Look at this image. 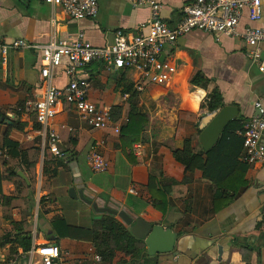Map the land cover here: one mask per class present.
I'll return each mask as SVG.
<instances>
[{
    "label": "crops",
    "instance_id": "obj_1",
    "mask_svg": "<svg viewBox=\"0 0 264 264\" xmlns=\"http://www.w3.org/2000/svg\"><path fill=\"white\" fill-rule=\"evenodd\" d=\"M191 1L160 0L162 20L171 27L177 25L182 19V7ZM98 4L96 17L75 20L60 8L53 12L43 0H0V41L23 38L45 44L51 35L67 39L83 31L93 45H111L116 31L135 33L151 17L149 8L134 7L130 0H98ZM261 13L257 24L264 26V0H261ZM52 18L55 24L51 23ZM252 24L245 10L236 34L217 35L195 29L168 48L167 55L177 65L171 79L146 84L142 91H137L138 104L147 114L148 139L125 150L121 147L120 133H114L112 128L91 129L73 107L57 105L51 127L65 156L58 158L63 165L54 176L44 173V164L47 162L53 168L51 162L55 157L39 146V125L25 107L27 101L40 97L44 91L40 50L10 49L6 62L0 53V147L7 138L18 142L27 152L25 159L7 158L6 167L16 169L18 175L21 172L27 187L19 196L14 181L3 180L4 195L15 198L9 211L4 205L10 202L6 204L0 199V235L14 230L11 219L19 221L31 232V250L46 242L60 248L61 257L53 264H99L91 242L57 238L53 234L51 220L55 216H63L74 225L94 224L97 213L92 206L79 197L69 196V188L74 187L99 206L124 210L134 220L142 218L164 231L171 230L174 235L171 252L157 253L152 246L153 253H149L145 239L148 256L131 264H264V165L240 161L242 147L239 148L236 136L221 143L218 139L207 150L200 139L201 125L209 120L211 113L202 103L213 87L219 89L224 105L238 108L243 125L258 114L255 101L264 105V70H260V61L248 56L252 47L243 37L244 29ZM259 49L264 59V44ZM197 71L211 79L207 89L191 86L190 80ZM121 72H126L127 78L135 83L133 71L108 69L100 62L90 63L80 75L91 83L88 98L100 108L121 105V119H124L130 108V94H122L117 87ZM67 82L68 76L58 68L51 83L62 87ZM19 103H24L21 115L16 112ZM14 120L23 123L22 130L14 126ZM119 122L112 121V125ZM185 139H191L194 151H204L205 173L201 169L186 172L184 165L176 160L173 151L183 148ZM99 140L103 141L101 151L109 161V168L93 173L87 155ZM215 146L217 149L207 157L205 153ZM30 163L37 168L35 185L43 184L37 197H46L35 211L24 200L30 198L34 185L27 168ZM151 177L156 185H167L170 179L176 181L167 195L165 211L156 209L151 202L147 189ZM131 187H136L138 194L131 193ZM217 190L233 199L215 211ZM31 250L21 262L9 254L8 246L0 248V264H41L40 257L31 254ZM121 256L118 254L115 261Z\"/></svg>",
    "mask_w": 264,
    "mask_h": 264
},
{
    "label": "built area",
    "instance_id": "obj_2",
    "mask_svg": "<svg viewBox=\"0 0 264 264\" xmlns=\"http://www.w3.org/2000/svg\"><path fill=\"white\" fill-rule=\"evenodd\" d=\"M54 9L60 8L70 19L81 20L96 17L98 0H43ZM134 7H147L151 17L142 23L137 32L118 30L111 45H93L78 31L74 37L57 39L51 35L47 43L36 44L23 38L0 41L2 61L6 62L10 49H39L42 58L40 74L44 84L42 95L25 103L39 125V146L47 149L55 158L62 159L65 154L59 146V138L51 127L59 104L74 108L78 117L91 129L112 128L116 134L127 119H120L112 125L109 108H100L88 98L91 86L87 77L80 75L92 62H100L106 68L131 70L136 74L134 88L142 91L146 84L165 83L176 72L177 65L170 60L167 49L173 47L183 35L198 29L214 34H236L243 13L247 10L252 25L243 31L245 42L252 47L248 56L260 61L264 70V59L259 46L264 44V26L257 24L261 19V0H192L182 7V19L171 27L161 18L160 0H130ZM51 23L55 24L54 18ZM62 68L68 82L57 87L51 83L56 70ZM258 114L251 116L237 133L242 137L240 161L247 165H264V105L254 103ZM103 141L99 140L87 155V162L93 173L108 170L109 161L101 151ZM1 153V151H0ZM7 159V158H6ZM131 193L138 194L136 187ZM31 254L40 257L41 264H53L61 257L60 248L52 242L35 245ZM95 258L99 259L98 255Z\"/></svg>",
    "mask_w": 264,
    "mask_h": 264
},
{
    "label": "trees",
    "instance_id": "obj_3",
    "mask_svg": "<svg viewBox=\"0 0 264 264\" xmlns=\"http://www.w3.org/2000/svg\"><path fill=\"white\" fill-rule=\"evenodd\" d=\"M211 79L207 78L202 71H197L191 78V86H198L207 89ZM117 87L122 94H130L129 97V112L126 121L120 127V142L121 147L125 150L131 147L136 142H143L148 139L146 130L148 125L147 114L143 108L138 104V92L134 89V83L131 82L126 75V72H121L117 77ZM224 106L223 99L219 89L215 86L207 94L202 103V107H206L211 113ZM16 110L18 115L24 112V103H19ZM122 106L113 105L110 108L111 119L117 122L122 116ZM14 126L22 130L23 123L14 120ZM242 118L239 116L237 119L231 121L223 130L219 143L228 140L232 136H236L239 140V148L242 147V137L236 134L237 130L242 128ZM36 127V123H35ZM218 146L207 151L205 155L208 157ZM238 148V149H239ZM3 149L0 153V199L4 203H9L13 200L14 196H7L3 193L2 182L5 179L14 181L16 192L19 196L25 188V182L18 175L16 169L7 166V159L21 158L25 159L27 152L22 150L18 142L11 139H5ZM204 152V151H203ZM203 152L194 151L191 145V139H185L183 148L176 149L173 154L177 161L184 165L186 172H192L195 169L203 170L205 173L207 160L203 158ZM130 156V155H129ZM44 164V173L52 176L56 175L58 167L63 165V161L55 158L51 164L54 166H47ZM34 163H30L27 168L32 169ZM3 167L5 169H3ZM188 179H184L186 182ZM169 184L162 185L155 184L154 178H150L147 189L150 193L151 202L156 209L165 211L167 195L171 192V186L176 183L175 180L170 179ZM224 192L216 191L214 195V210L217 211L226 207L233 198L226 197ZM46 197H42L41 202ZM11 224L14 226L13 231H6L0 235V248L8 246L9 254L21 262L26 259L28 252L32 247V235L27 230L24 223L14 221L11 219ZM51 227L53 234L57 237H70L75 239L87 240L93 244L96 255L99 257V264H131L133 261L148 256L147 245L145 239L136 237L129 225H126L119 217L110 213H101L100 219H95L91 227H84L79 225L70 224L63 216H55L51 220ZM20 250V252H19ZM118 254H122L116 261L115 258Z\"/></svg>",
    "mask_w": 264,
    "mask_h": 264
},
{
    "label": "water",
    "instance_id": "obj_4",
    "mask_svg": "<svg viewBox=\"0 0 264 264\" xmlns=\"http://www.w3.org/2000/svg\"><path fill=\"white\" fill-rule=\"evenodd\" d=\"M238 114V108L232 105H224L222 108L216 110L215 112L208 113L209 120H205L202 123V132L200 135L201 142L206 150L209 149L216 141H218L224 128L231 121L235 120L238 117ZM19 174L23 176L21 172H19ZM68 193L70 197L74 199H77L79 197L85 203L91 205L93 210L97 213L94 216L95 219H100L101 213L104 212L114 214L119 217L126 225L130 226L132 233L136 237L140 239H146L149 247V253H153L152 246L156 248L155 251L157 253H167L172 251L174 235L171 233V230L164 231L162 227L157 225L153 226L151 223L145 221L142 218L134 220L124 210L117 211L110 207L99 206L97 202L87 198L84 195L83 191H76L74 187H71Z\"/></svg>",
    "mask_w": 264,
    "mask_h": 264
},
{
    "label": "rangeland",
    "instance_id": "obj_5",
    "mask_svg": "<svg viewBox=\"0 0 264 264\" xmlns=\"http://www.w3.org/2000/svg\"><path fill=\"white\" fill-rule=\"evenodd\" d=\"M36 165H34V167H33V169H29V174H30V177H31V179L33 180V183H34V185H33V190H32V193H31V196H30V198L28 197V200L27 199H24L25 200V203H27V201L29 202V205H30V207L32 208V210H38V207L40 206V204H41V197L40 198H38L37 196L39 195V194H37V192L39 191V189H41V187L43 186V184H39L38 186H36L35 184H36V177H37V172H36ZM35 180V181H34ZM57 181H59V180H57ZM35 186V187H34ZM70 189V188H69ZM37 198V199H36ZM36 200L38 201V203L36 202ZM80 201V200H79ZM83 201V200H82ZM81 201V203H84V202H82ZM12 203L13 202H11L10 201V204L9 205H4L5 207H6V211H9L10 209H12L13 208V205H12ZM31 226V225H30Z\"/></svg>",
    "mask_w": 264,
    "mask_h": 264
}]
</instances>
